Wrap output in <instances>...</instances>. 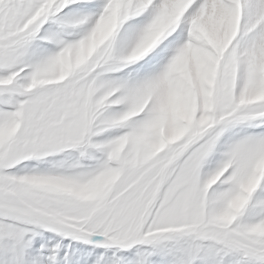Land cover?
<instances>
[{
    "label": "snow or ice",
    "instance_id": "6c2138e0",
    "mask_svg": "<svg viewBox=\"0 0 264 264\" xmlns=\"http://www.w3.org/2000/svg\"><path fill=\"white\" fill-rule=\"evenodd\" d=\"M0 264H264V0H0Z\"/></svg>",
    "mask_w": 264,
    "mask_h": 264
}]
</instances>
